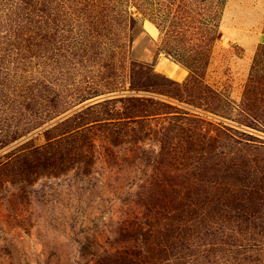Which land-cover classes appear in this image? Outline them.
<instances>
[{
  "label": "trees",
  "instance_id": "trees-1",
  "mask_svg": "<svg viewBox=\"0 0 264 264\" xmlns=\"http://www.w3.org/2000/svg\"><path fill=\"white\" fill-rule=\"evenodd\" d=\"M226 3L0 0V151L21 142L0 158V203L98 162L143 164L120 198L135 237L113 264H264V44L238 101L242 47L222 51L224 88L207 81ZM142 20L183 81L133 57Z\"/></svg>",
  "mask_w": 264,
  "mask_h": 264
},
{
  "label": "rangeland",
  "instance_id": "rangeland-1",
  "mask_svg": "<svg viewBox=\"0 0 264 264\" xmlns=\"http://www.w3.org/2000/svg\"><path fill=\"white\" fill-rule=\"evenodd\" d=\"M141 22L143 32L134 42L133 57L153 64L159 71L157 63L164 64L162 60L167 56L158 53V31L148 20ZM263 24L264 0H227L221 36L206 76L210 84L217 89L225 87L226 70L220 58L223 49L232 44L244 49L254 46ZM233 52V81L228 88L238 101L252 52ZM27 139L35 145L45 142L42 131ZM19 145L21 142L1 150L0 158ZM143 170V164L135 166L129 161L120 166L98 162L89 175L72 170L43 177L29 188L26 196L17 195L9 203L2 201L0 264H96L99 257L104 258L105 264H113L117 254L111 255L127 250V242L135 237L130 231L134 219L128 217L120 198ZM136 243L139 244L138 239ZM119 264L129 263L125 260Z\"/></svg>",
  "mask_w": 264,
  "mask_h": 264
},
{
  "label": "crops",
  "instance_id": "crops-1",
  "mask_svg": "<svg viewBox=\"0 0 264 264\" xmlns=\"http://www.w3.org/2000/svg\"><path fill=\"white\" fill-rule=\"evenodd\" d=\"M157 30V29H156ZM259 44H264V33H260V37L258 38V40L256 41V44L254 46H249V48H246L243 49L247 52H253L255 51L256 47L259 45ZM163 63H157L156 67L160 68L158 69L159 71L157 72H160L166 76H168L169 78H172L176 81H183L188 72L185 68H183L182 66H180L179 64L175 63L173 60H171L169 57H165L163 60H162ZM247 77V76H246ZM246 80V79H245Z\"/></svg>",
  "mask_w": 264,
  "mask_h": 264
}]
</instances>
